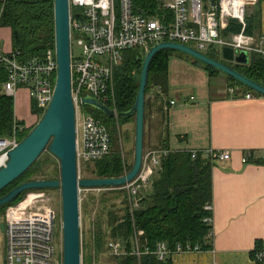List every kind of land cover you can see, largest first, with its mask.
<instances>
[{
  "label": "built area",
  "instance_id": "1",
  "mask_svg": "<svg viewBox=\"0 0 264 264\" xmlns=\"http://www.w3.org/2000/svg\"><path fill=\"white\" fill-rule=\"evenodd\" d=\"M253 5L254 0H170L164 4L168 16L150 18L136 13L132 0H70L71 47L73 44L81 50L80 54L72 56L71 64L79 171L84 165L105 158L110 154L112 145L108 127L88 111L82 100L89 95L105 105L114 103L115 72L122 64L126 51L140 49L146 54L155 45L173 42L204 54L212 51L222 54L224 48H232L236 54L243 51L264 54L256 47L254 39L244 33L248 9ZM73 9L75 13L72 14ZM231 19L237 20L242 31L225 36ZM0 67L7 72V80L1 85L7 97L16 101L24 89L30 92L40 111L47 110L57 80L55 49H49L41 57L28 59L21 52L5 54L0 49ZM228 93L234 95L235 89L230 88ZM253 96L252 92H247L244 98L251 100ZM175 104V101L170 103L171 106ZM112 110L118 118L116 109ZM27 128L26 124L16 125L12 136L0 138V169L7 165L9 153L21 143L19 136ZM172 152L170 149L144 152L137 178L122 188H116L126 192L133 209L140 206L142 194H146V188L156 176L162 160ZM189 153L194 160L203 155L213 163L231 158L228 152L214 149ZM251 158L252 153L247 152L242 162L247 164ZM109 190L114 189H80V193ZM51 199L49 191H32L25 200L7 208L3 218L4 264H63L62 250L59 252L55 243L62 223L57 218V211L47 206ZM205 210L212 214V204H208ZM204 222L213 225V216ZM135 237L132 254L140 257L149 253V249L140 250L138 237ZM108 249L112 256L128 254L118 242H110ZM200 252L199 246L178 244L172 251L165 243H159L155 253L159 260H165L176 254ZM255 259L257 264H264V249L256 253Z\"/></svg>",
  "mask_w": 264,
  "mask_h": 264
},
{
  "label": "trees",
  "instance_id": "2",
  "mask_svg": "<svg viewBox=\"0 0 264 264\" xmlns=\"http://www.w3.org/2000/svg\"><path fill=\"white\" fill-rule=\"evenodd\" d=\"M168 1L170 0H132L136 13L150 18L168 16L164 10V4ZM2 27L12 31L14 52H21L27 59L45 55L49 49H55L54 0H0V28ZM253 28V21L251 18H247L244 33L253 35ZM241 31V25L231 23L224 35L239 34ZM174 53L169 50L161 51L150 66L146 92L145 124L148 97L153 87L163 88L167 84L168 63ZM206 55L220 60L219 56L212 52ZM144 59L145 52L140 49L126 51L122 64L115 72L114 103L112 101L107 105L111 109H116L118 118H108L94 109L91 111L95 118L101 120L108 127L112 145L110 154L105 158L82 167L81 171L85 173L84 178H120L132 169L133 165L128 164L123 158L117 140L119 126L135 119L132 117L125 120L121 115L131 110L135 104ZM195 62L201 64L198 61ZM203 66L211 76L221 74L211 67ZM234 68L249 79L264 85V54L252 52L248 65L237 64ZM6 80L7 72L0 67V88ZM228 80L233 88H239L243 93L252 92L232 78L228 77ZM25 124V122L16 119L13 99L7 97L1 90L0 138L12 136L16 125L24 126ZM35 126L28 127L20 134L21 141L30 134ZM164 149L169 148L165 147ZM40 158L19 179L0 192V198L22 183L38 180L39 177L42 180H59L61 178V167L59 169L54 166L51 171L38 170ZM214 164L203 155H199L194 160L188 151H173L162 160L152 181V194L150 196L145 194L138 208L133 209L130 206L124 190H111L125 193L126 204L122 208L123 214L117 216L113 212H109L105 215V207L103 208L101 215L97 216L94 229L91 232V255H84L83 264H93V255L95 257L103 253L108 242L120 243L128 253L125 256H113L117 264H173V256L159 260L155 253L159 243H165L172 251L178 244L199 246L202 252L212 250L213 225L204 222V220L212 216L205 210V207L212 204L213 200L212 170ZM28 193H24L15 202L0 208V217L4 218L6 209L19 203ZM108 195L100 198V204L101 202L107 204L112 200ZM93 199L95 200V198ZM140 232L142 235H138ZM135 236L138 237L140 250L149 249V253L140 257L132 254L135 248ZM262 246V242L258 241L253 257L256 258V253L263 249Z\"/></svg>",
  "mask_w": 264,
  "mask_h": 264
},
{
  "label": "crops",
  "instance_id": "3",
  "mask_svg": "<svg viewBox=\"0 0 264 264\" xmlns=\"http://www.w3.org/2000/svg\"><path fill=\"white\" fill-rule=\"evenodd\" d=\"M247 18L254 27L249 36L264 51V0H254ZM3 33L0 29V49L11 54L14 48L6 45ZM230 88L227 76H211L203 65L173 54L167 84L153 87L148 97L145 146L231 155L212 170L213 249L176 254L173 264H257L258 241L264 249V96L253 93L246 100L239 88L230 96ZM247 152L252 159L244 164Z\"/></svg>",
  "mask_w": 264,
  "mask_h": 264
},
{
  "label": "water",
  "instance_id": "4",
  "mask_svg": "<svg viewBox=\"0 0 264 264\" xmlns=\"http://www.w3.org/2000/svg\"><path fill=\"white\" fill-rule=\"evenodd\" d=\"M55 52L58 63L57 80L52 101L43 118L9 153L7 165L0 169V192L19 179L48 151L60 161V180H35L23 183L0 198V208L15 202L21 195L32 191H61L62 260L63 264H83L81 239L80 189H116L133 182L142 168L145 152L146 92L150 66L164 50L185 55L232 78L252 92L264 96V85L236 70L231 64L248 65L250 53H237L232 48L222 50V60H216L191 47L173 42L155 45L145 54L139 90L131 110L121 115L123 119L135 117V151L132 169L120 178H86L79 176L77 159L76 110L72 98V54L70 31V0H54ZM236 23V19H231ZM85 106L99 111L108 118L115 112L89 95L82 100ZM4 233V223L0 224Z\"/></svg>",
  "mask_w": 264,
  "mask_h": 264
},
{
  "label": "rangeland",
  "instance_id": "5",
  "mask_svg": "<svg viewBox=\"0 0 264 264\" xmlns=\"http://www.w3.org/2000/svg\"><path fill=\"white\" fill-rule=\"evenodd\" d=\"M73 13H75V9L72 10V14ZM0 29H1V34L6 30L10 31V35L4 34V33L3 35H5L6 45L9 44L10 46L12 45L13 47L12 31L9 28H5V27H2ZM80 52L81 50L78 49L77 46L72 44V47H71L72 56L73 55L77 56L78 54H80ZM212 54L220 56L221 52L216 54V52L212 51ZM174 55L182 56L186 58L187 60L192 61L191 58L185 55H182L180 53L175 52ZM0 91H1V88H0ZM14 102H15V114L17 113L19 120L22 122H25L29 128L34 127L35 124H38L46 112V111L42 112L37 108L36 102L31 97L30 92L24 89L21 90V92L19 93L17 97V100ZM87 108L89 112L93 110L92 108H89V107ZM117 143L120 147L123 158H125L128 164L133 165L134 151H135V119L123 126H119ZM151 149L152 148H149L147 145L145 146V152ZM54 166L60 169L61 167L60 162L56 158H54L52 154L50 155L49 152H45L43 156L40 158L39 166L37 167V169L51 171V169H53ZM81 170L79 171L80 178L86 179L84 178L85 173ZM39 178L38 180H42ZM111 192H114V193H111ZM50 193L52 195V199L49 202V204H47V206L52 207L57 211V218L59 221H61V191L55 190V191H50ZM107 194H109L108 196H111L110 198L112 200H110L107 204H103L102 202L100 204V201H99L100 198ZM151 194H152V181L151 183L148 184L146 188V195L150 196ZM143 195L144 194H142V197H144ZM26 196H24L21 201L25 200ZM93 198H95V200ZM125 204H126V195L124 192H121V191H111V190L102 191V192L83 191L80 193L82 259H84V255L86 256V254L87 256L88 254L91 255V250H92L91 232L94 229V223L96 221V218L97 216L101 215L103 208L105 207L104 209L105 215L109 212H113L115 215L121 216L123 214L122 208L125 206ZM3 221L4 219L0 217V224H2ZM55 243H56L57 249L59 250V252H61L62 250V229L60 230L59 235L56 236ZM109 243L110 242H108V244ZM107 249H108V245H106V250L103 253H101L99 256L94 257L93 255V259H94L93 264H117L116 260L111 255V252ZM86 250L87 252L84 253V251ZM0 264H4L3 262V233L1 232V230H0Z\"/></svg>",
  "mask_w": 264,
  "mask_h": 264
}]
</instances>
